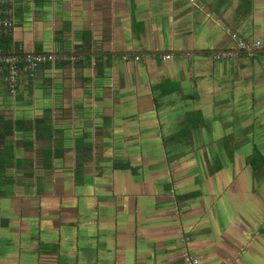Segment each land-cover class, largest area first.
<instances>
[{"label": "crops", "instance_id": "0c3cea01", "mask_svg": "<svg viewBox=\"0 0 264 264\" xmlns=\"http://www.w3.org/2000/svg\"><path fill=\"white\" fill-rule=\"evenodd\" d=\"M0 8V264H264V0Z\"/></svg>", "mask_w": 264, "mask_h": 264}, {"label": "built area", "instance_id": "2783aa9c", "mask_svg": "<svg viewBox=\"0 0 264 264\" xmlns=\"http://www.w3.org/2000/svg\"><path fill=\"white\" fill-rule=\"evenodd\" d=\"M2 10L0 8V33L3 34H9L14 27V16L12 14V9H7L4 16L1 14ZM228 31L231 33V37L235 39L236 44L239 48L245 49V50H251L255 47H260L261 41H249L241 38L236 32L231 31L228 29ZM1 52V49H0ZM170 55H165V58H169ZM136 59L139 58V56L135 57ZM55 59V56L51 54H35V55H13V56H6L0 54V68L2 63H6L7 65V80L9 81L10 87L12 90H14V87L17 83V76L20 71V69H23L29 73L32 72V70L37 67L40 63L45 61L53 62ZM181 257L183 258L184 262L186 264H198V259L188 253L186 249H183L181 253Z\"/></svg>", "mask_w": 264, "mask_h": 264}, {"label": "trees", "instance_id": "16d2710c", "mask_svg": "<svg viewBox=\"0 0 264 264\" xmlns=\"http://www.w3.org/2000/svg\"><path fill=\"white\" fill-rule=\"evenodd\" d=\"M0 49H1V55H11V54H17V55H21V54H18V53H15L13 48H12V45H11V37L7 34H3V33H0ZM62 57H57L56 60L60 59ZM48 62V61H47ZM4 65L6 66V63H4ZM23 69H20L19 72H21ZM7 66H6V75H7ZM27 72V71H26ZM29 74V72H27ZM19 75V73H18ZM9 82V81H8ZM10 85V84H9ZM17 88V83L14 87V90H16ZM254 161L256 160H260L262 163L264 162V158L262 157V155H260V153L258 154H255L254 158H253Z\"/></svg>", "mask_w": 264, "mask_h": 264}, {"label": "water", "instance_id": "95a60500", "mask_svg": "<svg viewBox=\"0 0 264 264\" xmlns=\"http://www.w3.org/2000/svg\"><path fill=\"white\" fill-rule=\"evenodd\" d=\"M206 51H209V52H211V53H217L219 50H206ZM241 51H246V52H264V49H251V50H245V49H243V50H241ZM36 53H28V55H35ZM44 54H46V55H48V54H51V55H53V56H57V55H59V53H57V52H48V53H44Z\"/></svg>", "mask_w": 264, "mask_h": 264}]
</instances>
